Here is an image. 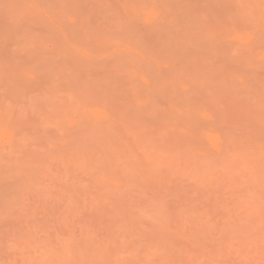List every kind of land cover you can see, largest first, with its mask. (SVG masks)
<instances>
[{"label":"rangeland","instance_id":"374dc122","mask_svg":"<svg viewBox=\"0 0 264 264\" xmlns=\"http://www.w3.org/2000/svg\"><path fill=\"white\" fill-rule=\"evenodd\" d=\"M0 264H264V0H0Z\"/></svg>","mask_w":264,"mask_h":264}]
</instances>
